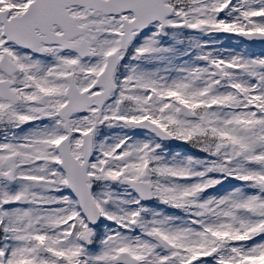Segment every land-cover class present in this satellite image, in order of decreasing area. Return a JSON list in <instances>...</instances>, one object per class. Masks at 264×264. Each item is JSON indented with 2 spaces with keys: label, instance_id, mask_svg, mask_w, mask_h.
I'll use <instances>...</instances> for the list:
<instances>
[{
  "label": "snow or ice",
  "instance_id": "snow-or-ice-1",
  "mask_svg": "<svg viewBox=\"0 0 264 264\" xmlns=\"http://www.w3.org/2000/svg\"><path fill=\"white\" fill-rule=\"evenodd\" d=\"M0 264H264V0H0Z\"/></svg>",
  "mask_w": 264,
  "mask_h": 264
}]
</instances>
